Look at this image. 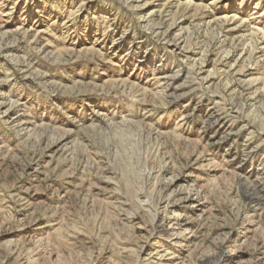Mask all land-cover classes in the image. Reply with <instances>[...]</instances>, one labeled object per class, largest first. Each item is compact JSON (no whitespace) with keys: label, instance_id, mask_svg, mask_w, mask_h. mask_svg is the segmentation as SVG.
I'll list each match as a JSON object with an SVG mask.
<instances>
[{"label":"rangeland","instance_id":"374dc122","mask_svg":"<svg viewBox=\"0 0 264 264\" xmlns=\"http://www.w3.org/2000/svg\"><path fill=\"white\" fill-rule=\"evenodd\" d=\"M15 261L264 264V0H0Z\"/></svg>","mask_w":264,"mask_h":264},{"label":"bare ground","instance_id":"6f19581e","mask_svg":"<svg viewBox=\"0 0 264 264\" xmlns=\"http://www.w3.org/2000/svg\"><path fill=\"white\" fill-rule=\"evenodd\" d=\"M71 15H72V13H71ZM148 207V209H149V211H151L152 209V206H147ZM151 207V208H150ZM157 210L155 211V214H154V216L156 217V214H157ZM153 213V212H152ZM151 215H153V214H151ZM154 218V217H153ZM179 216L178 217H174V220H176V222H177V224L179 225ZM126 219H131V217L130 216H126ZM181 229V228H180ZM187 230L189 229V227H187L186 228ZM177 234H179V235H181L182 234V232H181V230H178L177 231ZM193 254V253H192ZM190 255V256H187V255H185V256H183L182 257V259H183V262H189V263H193V260L195 259V260H198L200 263H206L207 261H209V256H203L202 254H200L199 256H198V254L197 255ZM10 255H8V257H9ZM182 256V255H181ZM17 264H19L18 263V261H15ZM163 264H165V263H163Z\"/></svg>","mask_w":264,"mask_h":264}]
</instances>
